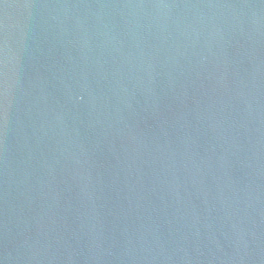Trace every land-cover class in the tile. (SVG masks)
<instances>
[{
  "label": "water",
  "instance_id": "obj_1",
  "mask_svg": "<svg viewBox=\"0 0 264 264\" xmlns=\"http://www.w3.org/2000/svg\"><path fill=\"white\" fill-rule=\"evenodd\" d=\"M0 264H264V0H0Z\"/></svg>",
  "mask_w": 264,
  "mask_h": 264
}]
</instances>
